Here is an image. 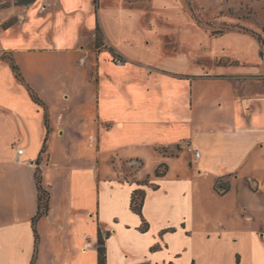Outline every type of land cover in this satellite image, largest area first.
<instances>
[{
  "label": "crops",
  "instance_id": "1",
  "mask_svg": "<svg viewBox=\"0 0 264 264\" xmlns=\"http://www.w3.org/2000/svg\"><path fill=\"white\" fill-rule=\"evenodd\" d=\"M193 10L0 0V264H264L262 45Z\"/></svg>",
  "mask_w": 264,
  "mask_h": 264
},
{
  "label": "rangeland",
  "instance_id": "2",
  "mask_svg": "<svg viewBox=\"0 0 264 264\" xmlns=\"http://www.w3.org/2000/svg\"><path fill=\"white\" fill-rule=\"evenodd\" d=\"M185 1L192 10L196 9L201 13L202 17L200 16L199 21L211 33L237 30L249 33L257 38L261 36L264 40V0ZM262 49L264 53L263 45ZM54 136V141L59 139L60 142L66 141L67 138L62 139L57 133H54Z\"/></svg>",
  "mask_w": 264,
  "mask_h": 264
},
{
  "label": "trees",
  "instance_id": "3",
  "mask_svg": "<svg viewBox=\"0 0 264 264\" xmlns=\"http://www.w3.org/2000/svg\"><path fill=\"white\" fill-rule=\"evenodd\" d=\"M26 3L29 2H33L34 0H20ZM97 46H99L101 44V40L103 39V33L101 31V28L98 26L97 27ZM261 44L264 47V40L261 36H258ZM3 58L9 60L11 62L12 68L16 74V76L23 81L24 83H26L25 78L23 77V74L20 71L19 66L17 65L15 59L13 58V56L11 55H5L3 56ZM27 84V83H26ZM29 91L33 97V99L39 103L40 105H42L45 108V118H46V123L48 126V129H50V123H49V114L46 110V106L45 103L43 102V100L39 97V95L35 92V90L33 88H31L28 84H27ZM165 173V171L161 172L160 169H157L155 172L156 176H161ZM35 180H36V184H37V190H38V210H37V214L34 217V224H35V233H36V241L38 244V231L36 228V222L38 221V219L40 217H42L43 215L47 214L48 210H49V201H50V192L43 186L42 183V175L40 170L37 171L36 175H35ZM224 186L219 184L217 186V190L220 193L225 192L226 189L222 190ZM225 188V187H224ZM144 196H145V192L143 190H135L133 192L132 195V208L142 214V207H143V202H144ZM144 228V227H143ZM38 246V245H36ZM98 252H99V264H106V247H105V239L104 236L102 234V232H99V237H98ZM33 264V263H32Z\"/></svg>",
  "mask_w": 264,
  "mask_h": 264
},
{
  "label": "built area",
  "instance_id": "4",
  "mask_svg": "<svg viewBox=\"0 0 264 264\" xmlns=\"http://www.w3.org/2000/svg\"><path fill=\"white\" fill-rule=\"evenodd\" d=\"M116 61H117V63H122L123 62V59L121 57H117ZM188 148L191 149V147L189 145H188ZM22 152H23L22 149L19 150V153H22ZM195 154H196V157L200 156V151L196 150L195 151Z\"/></svg>",
  "mask_w": 264,
  "mask_h": 264
}]
</instances>
